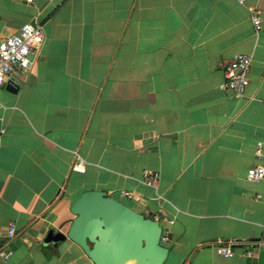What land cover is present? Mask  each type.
Here are the masks:
<instances>
[{"label": "crops", "instance_id": "1", "mask_svg": "<svg viewBox=\"0 0 264 264\" xmlns=\"http://www.w3.org/2000/svg\"><path fill=\"white\" fill-rule=\"evenodd\" d=\"M244 1L0 0V44L27 24L46 36L18 92L0 87V264H94L67 237L87 191L159 221L164 264H264V248L215 249L264 239V180H247L264 166V0ZM240 54L244 98L223 89Z\"/></svg>", "mask_w": 264, "mask_h": 264}, {"label": "water", "instance_id": "2", "mask_svg": "<svg viewBox=\"0 0 264 264\" xmlns=\"http://www.w3.org/2000/svg\"><path fill=\"white\" fill-rule=\"evenodd\" d=\"M13 93L18 88L11 89ZM76 215L67 237L94 264H164L169 249L161 242L160 222L147 218L102 191H87L72 208ZM50 235L47 242L62 240Z\"/></svg>", "mask_w": 264, "mask_h": 264}, {"label": "built area", "instance_id": "3", "mask_svg": "<svg viewBox=\"0 0 264 264\" xmlns=\"http://www.w3.org/2000/svg\"><path fill=\"white\" fill-rule=\"evenodd\" d=\"M27 3L33 4L35 0H26ZM245 1L240 0L243 4ZM252 22L256 29L262 26V17L260 11L253 10L251 15ZM45 31L42 25H25L17 34H14L0 44V87L8 82L13 88L20 85V79L23 74L27 73L32 66V57L35 56L40 47L45 41ZM252 57L240 54L235 56L230 63L224 65V85L223 89L233 94L238 98L246 96L247 89L250 85V71L252 66ZM2 104L0 102V110ZM5 134V130L1 131ZM263 153L262 145L258 146L257 156L260 157ZM72 170L79 173H84L85 163L78 157L75 161ZM145 183L147 185H154L159 182L160 175L156 172L146 170L143 173ZM247 180L258 183L264 180V166L258 165L250 168L247 171ZM126 198L132 199L134 195L132 192H125L123 194ZM16 224L11 223L8 229V242L16 236ZM168 241V234L163 232L161 242L164 244ZM235 247L246 248V255L252 256L255 249L264 248V239L250 242L228 241L215 243V249L218 255L225 258L235 257ZM11 256L10 252L1 250L0 257L8 259Z\"/></svg>", "mask_w": 264, "mask_h": 264}]
</instances>
